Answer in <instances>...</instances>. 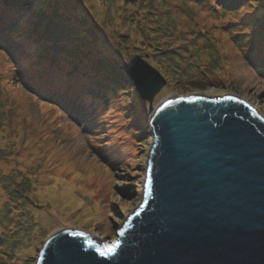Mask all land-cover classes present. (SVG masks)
<instances>
[{"label":"rangeland","instance_id":"1","mask_svg":"<svg viewBox=\"0 0 264 264\" xmlns=\"http://www.w3.org/2000/svg\"><path fill=\"white\" fill-rule=\"evenodd\" d=\"M78 1H83L86 8L89 6L87 9L95 20L96 34L91 38H103L106 45L115 50L112 52L120 54V65L108 67L119 76L102 80L105 71L102 64L105 63L99 60L105 61L104 56L99 53L90 56L89 62L99 63L94 64V68L84 69L92 73L95 69L98 77L91 86L86 82L85 90L92 100H85L95 109L72 117L66 113L67 106H49L35 99L36 92L33 95L21 83H13L8 77L4 85L0 83V203L8 205L5 213L10 216L4 226L0 213V231L7 232L10 225L17 226L9 235L19 238L17 245L9 249L13 264H35L43 242L64 228L82 230L106 242H115L117 231L142 200L144 168L152 144L150 106L154 109L172 96L232 95L249 101L264 118V75L247 61V52L254 47L241 36L253 34L250 23L243 30L237 28L239 24L231 25L242 19L245 9L241 7L231 11L232 14H224L210 6L211 3L222 4L237 9V0H112L111 5L110 0L74 2ZM24 21L23 16L18 15L12 25ZM79 26L73 33L80 32ZM4 56L0 52V59ZM84 56L79 59L83 60ZM136 58L143 65L155 68L164 78L151 102L138 95L125 72ZM68 61L71 66L77 62V57L74 61L69 57ZM200 65L208 69V76L200 74L201 78L220 82H207L196 89L195 71H202ZM60 68L67 69V65L62 64ZM84 69L72 71L65 82L72 84L76 79L82 84ZM112 98L120 103L112 104ZM118 110H121L120 116L116 117ZM133 116H138V120H132ZM114 118L124 124L122 127L128 133L115 137L117 144L106 138L113 130L109 125ZM29 147L37 155L25 160L20 153ZM114 149L118 150L120 160L111 162L113 155L109 158L106 154ZM131 151L135 158L128 163ZM57 169L65 170L60 177H68L73 169L82 177L93 175L94 182L102 174L106 178L93 194L78 184L76 192L70 190V193L80 201L79 205L61 211L51 206L52 188H65L61 179L57 182L58 176L53 174ZM16 187L22 191L28 188L29 192L21 197L13 192ZM106 188L109 192L105 193ZM98 206L105 212L101 217L96 215ZM66 213L70 219L63 221ZM23 238L27 244L21 248ZM7 241L0 236V245ZM3 255L5 253L0 251V256Z\"/></svg>","mask_w":264,"mask_h":264},{"label":"water","instance_id":"2","mask_svg":"<svg viewBox=\"0 0 264 264\" xmlns=\"http://www.w3.org/2000/svg\"><path fill=\"white\" fill-rule=\"evenodd\" d=\"M145 65L125 72L151 102L164 78ZM152 109L142 200L115 242L64 228L35 264H264V118L232 95Z\"/></svg>","mask_w":264,"mask_h":264},{"label":"trees","instance_id":"3","mask_svg":"<svg viewBox=\"0 0 264 264\" xmlns=\"http://www.w3.org/2000/svg\"><path fill=\"white\" fill-rule=\"evenodd\" d=\"M74 1L75 0H0V39L6 42V49L4 50L5 56L0 59V83L2 85H4V81H6L8 77L13 83L26 85L32 91L38 90V93L36 92L35 95L33 94L35 99L41 97L44 102V96L49 99L56 96L64 99L70 107L80 102L78 99V88L83 83L93 82L94 79L98 77L95 73V69H93V73L89 72V69H87L84 71V75H82V77H85L82 84L76 79L74 81L75 83H66L65 81L71 77L72 71H79L78 69L82 66V62H89L90 56L99 53L104 56L105 61H99L105 63V68L113 67V65H120V58L118 59L120 54L112 52L115 50L106 45L107 41L101 37L91 38L93 33H96L93 23L95 20L92 19L93 16L87 9L89 6L86 8L83 1H78V3ZM208 1L212 2L211 0ZM237 3H239L237 9L226 8V6L222 4L214 6L211 3L210 6L215 7V11H221L224 14H232L241 7L245 9L242 19L237 23H231V25L239 24L236 25L237 28L243 30L244 26L250 23L253 34L244 33L241 35L247 38L249 45L254 47L247 52L246 59L250 62L252 67L260 70L264 75V0H237ZM79 4L83 6H79ZM109 4H113L112 0H110ZM18 15L23 16L25 21L14 27L11 25V22ZM29 23L30 25L26 27ZM78 25H80V32L73 33V29H77ZM254 33H256L257 36H255ZM10 42L14 44L11 49L8 47V43ZM28 46L30 48H27ZM55 46H60V48L55 49ZM2 48L3 46L0 44L1 53L3 51ZM83 55H85L84 59L80 60L79 57ZM69 57L72 58V61L77 57V62L75 61L74 64L69 66ZM108 58L109 60H106ZM97 63L99 62L96 61L94 63L93 60L88 67L91 68ZM62 64H66L67 69H61L60 67ZM102 66L104 68V64H102ZM203 66L200 65L202 71H195V75L197 76L195 79L197 82V86H195L196 89H201L203 84L206 85L207 82L214 84L220 82L214 79L211 80L208 77L201 78L200 74L208 76V69L203 68ZM207 67L209 68V66ZM79 84L80 86H78ZM66 103L64 104L66 105ZM134 117L135 120H138V116ZM132 120H134V118H132ZM117 124H120V129L124 134H128L127 129L124 131L122 127L124 126L123 123L117 121ZM110 127H112L111 123L109 125V128ZM106 138L110 143H118L113 135V130L110 134L108 133ZM116 160H120V158H115V160L113 159L111 161ZM22 190L23 189L16 187L13 189V192L19 194L21 197L29 192L28 188L24 189V191ZM9 191L10 189L7 190V193ZM7 208L8 205H6V203H0V213L4 220L2 221L4 226L9 223L10 219V216H7L5 213ZM16 228L17 226L15 224L13 226L10 225L7 232L0 231V236H2L3 239L4 237L8 239L6 243L0 245V251L5 253V255L0 256V264H13V259H10L11 250L9 249L11 246L17 245L16 242L19 241V238L18 236L9 235H11ZM23 241L24 238L22 242ZM25 244L27 243L24 241V244L20 243L19 247L23 248ZM5 248L6 251L4 250ZM14 250L18 251V248H14Z\"/></svg>","mask_w":264,"mask_h":264},{"label":"bare ground","instance_id":"4","mask_svg":"<svg viewBox=\"0 0 264 264\" xmlns=\"http://www.w3.org/2000/svg\"><path fill=\"white\" fill-rule=\"evenodd\" d=\"M27 48H30V47L28 46ZM82 63H83L82 66H80V68H79L81 70L84 69L85 67H88L89 64H91L92 62H86V61H84ZM105 66L106 65L104 64V70L105 71L103 72L102 80L108 79L110 77H118L119 76L117 73L113 72V70H110V69L108 70V68H105ZM109 66H111V65H109ZM84 70L86 71V69H84ZM91 85H92V83L90 81L89 82V86H91ZM202 96H204V95H202ZM219 97H222V96H219ZM240 100L243 101V102H245L246 104H248L258 114L257 109L249 101L242 100V99H240ZM111 101L112 102L114 101V103H112V104H115V105L120 103V102H117V99L116 98H112ZM111 101H110V103H111ZM118 108H120V106H118ZM120 112H121V110H118L117 112H115V113H117L116 117H119L120 116V114H119ZM260 116H262V115L260 114ZM133 118L135 119L134 116H133ZM111 125H112V128H113V135H114V137H119V136L120 137H123V136H125V134L121 131L120 127H117L119 125L117 124L115 118L112 121ZM30 155H32V156H36L37 155L35 153V150L32 147H29L26 151H22L20 153V157L21 158H24L25 160L26 159H29V156ZM129 157H130V160L128 161V163H131L132 160L135 158V156H134V154H133L132 151L129 153ZM71 170H72V173L68 177H60L59 176L60 174L64 173V171H65L64 169H62V170L61 169H57V170H54L53 171V174L58 176L57 182H60L61 181L62 184H63V186L65 188L60 189V190L59 189H56V188H52L51 193H52L53 201H52V205L51 206L52 207H56L57 209H59L61 211H62L63 208H65V210L68 209V208H71L72 209L73 207L79 205V202L80 201L79 200L77 201L76 198L73 197L72 194L70 193V190L72 192H76V190L78 188L77 187L78 184L80 186L83 185L85 187L84 188L85 189L84 191H86L87 193L90 192V194H93L95 192V189L96 188H100L101 186H103V184L100 181L104 182L105 181V178H106V176L104 174H102L103 176L99 177V179L96 182H94L93 175L91 177H89V176H87V177H84L83 176L82 177L80 175H77V173H75L76 172L75 170H73V169H71ZM59 179H61V180L59 181ZM91 189L93 190L92 192H91ZM107 191H108V188L104 189V192L105 193ZM101 193H103V191ZM96 215H98L100 217H101V215L102 216L104 215V211H101V207L100 206H98L96 208ZM82 216L84 217L85 215H82ZM99 218L98 219H95L94 221H98ZM66 219L67 220L70 219V216H68L67 213H66L65 219H63V221L66 220ZM101 220H104V219L102 218Z\"/></svg>","mask_w":264,"mask_h":264},{"label":"snow or ice","instance_id":"5","mask_svg":"<svg viewBox=\"0 0 264 264\" xmlns=\"http://www.w3.org/2000/svg\"><path fill=\"white\" fill-rule=\"evenodd\" d=\"M120 235H124V231H123V229H121V231H120V233H119ZM117 245H110V246H108V248L106 249V251H113L114 250V248L116 247ZM101 255H105V252H101L100 253Z\"/></svg>","mask_w":264,"mask_h":264}]
</instances>
